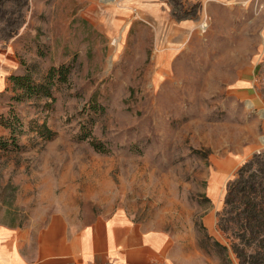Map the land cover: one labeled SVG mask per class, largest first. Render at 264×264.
Wrapping results in <instances>:
<instances>
[{
    "label": "rangeland",
    "instance_id": "374dc122",
    "mask_svg": "<svg viewBox=\"0 0 264 264\" xmlns=\"http://www.w3.org/2000/svg\"><path fill=\"white\" fill-rule=\"evenodd\" d=\"M0 54L27 82L0 219L121 214L166 238L152 264H240L217 222L264 151V0H0Z\"/></svg>",
    "mask_w": 264,
    "mask_h": 264
},
{
    "label": "crops",
    "instance_id": "0c3cea01",
    "mask_svg": "<svg viewBox=\"0 0 264 264\" xmlns=\"http://www.w3.org/2000/svg\"><path fill=\"white\" fill-rule=\"evenodd\" d=\"M17 65L0 54V114L12 102ZM3 126L0 124V132ZM163 234L121 214L84 223L55 216L42 227L0 219V264H152Z\"/></svg>",
    "mask_w": 264,
    "mask_h": 264
},
{
    "label": "trees",
    "instance_id": "16d2710c",
    "mask_svg": "<svg viewBox=\"0 0 264 264\" xmlns=\"http://www.w3.org/2000/svg\"><path fill=\"white\" fill-rule=\"evenodd\" d=\"M56 71V68L52 69L49 78ZM58 72L62 73L63 68ZM10 79L14 91L21 86L25 89L27 82L24 77L13 75ZM0 124L11 130L12 138L16 136L19 120L14 112L11 119L0 116ZM3 140L0 138V149L9 148V142ZM217 227L227 245L216 244L226 257L232 252L240 264H264V151L255 153L228 182L224 206L218 213Z\"/></svg>",
    "mask_w": 264,
    "mask_h": 264
},
{
    "label": "water",
    "instance_id": "95a60500",
    "mask_svg": "<svg viewBox=\"0 0 264 264\" xmlns=\"http://www.w3.org/2000/svg\"><path fill=\"white\" fill-rule=\"evenodd\" d=\"M262 143H263V145H264V138L262 139Z\"/></svg>",
    "mask_w": 264,
    "mask_h": 264
},
{
    "label": "bare ground",
    "instance_id": "6f19581e",
    "mask_svg": "<svg viewBox=\"0 0 264 264\" xmlns=\"http://www.w3.org/2000/svg\"><path fill=\"white\" fill-rule=\"evenodd\" d=\"M79 1H81V0H79ZM102 14V13H101ZM109 24V23H108ZM181 87V86H180Z\"/></svg>",
    "mask_w": 264,
    "mask_h": 264
}]
</instances>
